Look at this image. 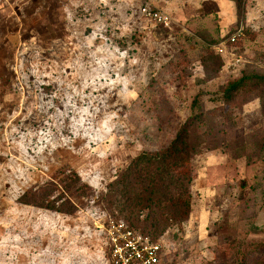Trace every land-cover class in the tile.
I'll return each mask as SVG.
<instances>
[{"label":"rangeland","instance_id":"rangeland-1","mask_svg":"<svg viewBox=\"0 0 264 264\" xmlns=\"http://www.w3.org/2000/svg\"><path fill=\"white\" fill-rule=\"evenodd\" d=\"M250 76L264 0L240 17L232 0H0V264H109L107 185L183 126L191 210L152 240L162 264H264V86L224 96ZM70 173L47 201L72 214L19 203Z\"/></svg>","mask_w":264,"mask_h":264},{"label":"trees","instance_id":"trees-1","mask_svg":"<svg viewBox=\"0 0 264 264\" xmlns=\"http://www.w3.org/2000/svg\"><path fill=\"white\" fill-rule=\"evenodd\" d=\"M240 17L246 0H232ZM264 86V76L243 77L231 83L225 90L227 100L231 94L246 85ZM186 126L181 127L166 148L161 151L144 152L136 156L127 167L107 187L101 203L110 216H116L128 228L140 231L154 240L169 229L185 222L191 210L190 188L193 171L190 164L193 147ZM68 185L49 184L42 196L38 193H25L19 203L44 209L50 212L72 214L75 203L47 201L53 192L70 189L71 183L79 184V179L70 173ZM88 189L86 186H81ZM89 190V189H88ZM85 194L81 192V196Z\"/></svg>","mask_w":264,"mask_h":264},{"label":"built area","instance_id":"built-area-1","mask_svg":"<svg viewBox=\"0 0 264 264\" xmlns=\"http://www.w3.org/2000/svg\"><path fill=\"white\" fill-rule=\"evenodd\" d=\"M142 12L153 22L167 26L169 17L149 8ZM235 36H230L220 45L222 52L225 43H234ZM109 264H162L164 255L160 244L152 242L140 231L128 228L123 222H112L106 230Z\"/></svg>","mask_w":264,"mask_h":264}]
</instances>
